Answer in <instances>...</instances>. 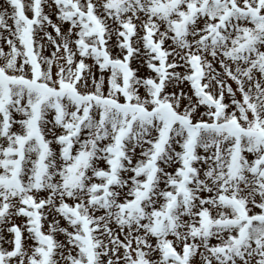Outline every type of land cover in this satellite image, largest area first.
Segmentation results:
<instances>
[{"label": "snow or ice", "instance_id": "1", "mask_svg": "<svg viewBox=\"0 0 264 264\" xmlns=\"http://www.w3.org/2000/svg\"><path fill=\"white\" fill-rule=\"evenodd\" d=\"M0 264H264V0H3Z\"/></svg>", "mask_w": 264, "mask_h": 264}, {"label": "rangeland", "instance_id": "2", "mask_svg": "<svg viewBox=\"0 0 264 264\" xmlns=\"http://www.w3.org/2000/svg\"><path fill=\"white\" fill-rule=\"evenodd\" d=\"M0 3H3V0H0Z\"/></svg>", "mask_w": 264, "mask_h": 264}]
</instances>
